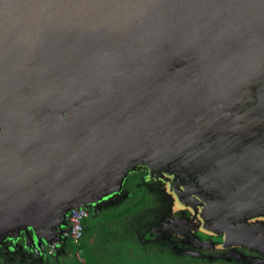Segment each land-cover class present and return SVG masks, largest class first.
<instances>
[{"label":"water","instance_id":"1","mask_svg":"<svg viewBox=\"0 0 264 264\" xmlns=\"http://www.w3.org/2000/svg\"><path fill=\"white\" fill-rule=\"evenodd\" d=\"M142 167L205 225L255 207L264 0H0V246L64 249Z\"/></svg>","mask_w":264,"mask_h":264},{"label":"flooded vegetation","instance_id":"2","mask_svg":"<svg viewBox=\"0 0 264 264\" xmlns=\"http://www.w3.org/2000/svg\"><path fill=\"white\" fill-rule=\"evenodd\" d=\"M146 174L148 169L144 167L132 172L124 185L123 196L102 204L99 210L118 207L130 197H137V189L143 188L148 195V203L138 215H130L127 220L133 224L131 231L137 242L141 240L148 252L151 247H157L160 251L167 250L176 257L192 261L264 264V187H259L263 195L259 196L255 207H245V220L238 219L234 221L235 224L229 222L218 226L209 217L205 225L201 219L203 211H199L196 217L188 208L189 200L194 201L193 193L179 197L175 192L162 188L152 178L145 182ZM86 209L90 213L91 210ZM249 210L253 211L250 213ZM67 221L64 249L53 255L46 251V255L41 256L39 252L25 249L20 238L16 248L0 246V264H43L48 261L47 253L53 256L57 264L71 247L69 215Z\"/></svg>","mask_w":264,"mask_h":264},{"label":"trees","instance_id":"3","mask_svg":"<svg viewBox=\"0 0 264 264\" xmlns=\"http://www.w3.org/2000/svg\"><path fill=\"white\" fill-rule=\"evenodd\" d=\"M138 195L137 197H130L129 200H125L124 203L120 204L118 207H109L106 209H100L97 212L90 211L89 215L84 219V232L82 237L79 239L78 244L74 243L73 240H71V247L70 250L67 252V254H64L62 257H60L59 262L57 264H100L99 257L97 259L92 257V254L89 250L85 248V240L88 238L89 235L93 233L95 229L100 228V223L102 221L106 222H119L120 225H124V222H126V219L130 217V215H138L143 208H145V205L148 203V195L145 193V190L143 188H138ZM130 219V218H128ZM108 228V227H107ZM101 231V230H100ZM127 235L130 236V238L135 239L138 241V239L135 237V235L130 231ZM134 245V251L132 252L130 249H132L131 246H127V258L126 261H123V258L121 257L119 260L114 261L112 264H119L120 262H124L125 264H139L141 257H138V254L140 251H138L137 245ZM73 246L74 250H73ZM141 246V245H140ZM66 247V245H65ZM131 247V248H130ZM129 250V251H128ZM143 252H145V255L149 256L150 252H148L147 249L141 248ZM74 251V258L69 252ZM134 253V255H132ZM50 254V253H49ZM47 253L48 261L44 262L43 264H56L53 261V256L49 255ZM80 257H84V261L80 260ZM149 258V257H148ZM176 260V259H175ZM97 261L99 263H97ZM201 261V260H200ZM195 261L192 260H184L182 263H171V264H194ZM201 264H210L207 261H201Z\"/></svg>","mask_w":264,"mask_h":264},{"label":"rangeland","instance_id":"4","mask_svg":"<svg viewBox=\"0 0 264 264\" xmlns=\"http://www.w3.org/2000/svg\"><path fill=\"white\" fill-rule=\"evenodd\" d=\"M128 220L126 219V222H124L125 226L120 225V223L118 222V225L120 227L118 229H114V230H112V226L109 222L102 221L100 223V228L96 229V233H97L98 237L99 238H100V236L102 237V238H100L101 240H104L105 237L107 239H109V241H110L109 248L111 249L112 253L118 254L121 257L124 256L125 248L127 246H131L134 250L133 244H138V242L135 239L133 240V238H130V236L127 235L131 231L132 225H133ZM112 224H113V226H115V224H117V222H113ZM74 247L75 246H73V250H74ZM137 247H138V251H140V253H141V259H142V260H140L139 264H171L174 262L175 263H177V262L182 263L185 260V258H183V257L174 256L171 252H169L167 250L160 251L159 248H157V247H151L150 254H149V256H147V255H145V252H143L141 250L140 245H137ZM69 253L72 254V255H70V257L73 256V258H74V251L73 252L70 251ZM105 253H106V248L104 245H102V250L100 249V256H102V254H105ZM98 257H99V253H98ZM80 260H84L83 257H80ZM114 261L116 262V260L112 261L110 259L108 262H102V263L100 262V264H107V263L112 264ZM208 263H210V262H208ZM194 264H201V261L200 260L195 261ZM210 264H218V263H210ZM220 264H229V263L221 262Z\"/></svg>","mask_w":264,"mask_h":264},{"label":"crops","instance_id":"5","mask_svg":"<svg viewBox=\"0 0 264 264\" xmlns=\"http://www.w3.org/2000/svg\"><path fill=\"white\" fill-rule=\"evenodd\" d=\"M110 224H111V226H112V230H114V229H118L120 226L118 225V223L117 224H115V226H113V224H112V222H110ZM100 238H102L101 236H100ZM99 237H98V235H97V233H96V229L93 231V233L91 234V235H89L88 236V238L85 240V248L87 249V250H89L90 252H91V254H92V257L93 258H95V259H97L98 258V253H99V262H108L110 259L113 261V260H119L120 258H121V256H119L118 254H114V253H112V251H111V249L109 248V245H110V241H109V239H107L106 237H105V239L104 240H101ZM107 239V240H106ZM140 245H141V248H144L143 247V244H142V242H141V240H140ZM102 245H104L105 246V248H106V255L105 254H102V256H100V249L102 250ZM91 248V249H90ZM132 252L134 251L133 250V248L132 249H130ZM102 253V252H101ZM127 249L125 248V254H124V256L122 257L123 258V261H126V259L125 258H127L128 256H127ZM132 255H134L133 253H132ZM138 257H141V253H139L138 254ZM83 259H84V257H83ZM85 260V259H84ZM84 260H81V261H84ZM97 261V263H99ZM108 264V263H107ZM119 264H125L124 262H120Z\"/></svg>","mask_w":264,"mask_h":264},{"label":"built area","instance_id":"6","mask_svg":"<svg viewBox=\"0 0 264 264\" xmlns=\"http://www.w3.org/2000/svg\"><path fill=\"white\" fill-rule=\"evenodd\" d=\"M89 215L88 210L85 207H75L69 213V221L71 229L69 236L74 243L79 242L84 232V219Z\"/></svg>","mask_w":264,"mask_h":264}]
</instances>
